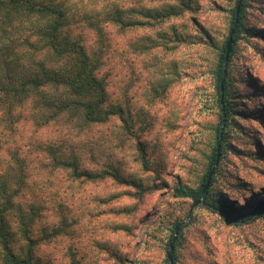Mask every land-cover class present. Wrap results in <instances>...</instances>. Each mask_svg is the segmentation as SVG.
I'll return each instance as SVG.
<instances>
[{"label": "rangeland", "instance_id": "rangeland-1", "mask_svg": "<svg viewBox=\"0 0 264 264\" xmlns=\"http://www.w3.org/2000/svg\"><path fill=\"white\" fill-rule=\"evenodd\" d=\"M237 2L83 0L101 31L82 16L69 28L89 53L101 50L105 106L116 113L39 123L26 102L0 121V175L12 166L15 189L22 170L16 204L35 208L37 236L58 232L37 245L40 264H173V236L174 264H264V211L249 214L264 206V0H244L233 66L222 65L232 111L230 125L220 121L226 153L213 187L229 214L175 196L199 186L215 143V70ZM54 155L74 160L79 175Z\"/></svg>", "mask_w": 264, "mask_h": 264}, {"label": "trees", "instance_id": "trees-1", "mask_svg": "<svg viewBox=\"0 0 264 264\" xmlns=\"http://www.w3.org/2000/svg\"><path fill=\"white\" fill-rule=\"evenodd\" d=\"M239 6V13L236 6L231 10L229 33L233 30L232 44L225 61V70L229 68V71L233 66L232 54L235 43L243 31L244 0ZM84 9L83 0L76 2H70V0H0L1 122L10 121L13 110L18 106H24L26 102L34 111L38 110L31 117L35 116L34 119L39 123L61 116L75 122L98 123L116 113L115 110L105 106L106 91L98 76L101 50L96 49L89 53L80 39L73 36L69 28L70 21H77L82 16L86 24L95 25V30L101 31L102 22L96 21V16ZM109 17V13H106L104 19L108 20ZM115 19L111 17L112 21ZM253 33L251 29H247V36H252ZM226 42L227 40L220 46L215 70L216 102L218 109L222 110L219 113L220 120L216 127L215 143L199 186L196 188L178 186L175 188V196L190 198L194 202H200L209 208H217L228 215L229 213L224 210L222 204L218 203L219 191L213 187L217 175V170H213L217 154L222 155L219 157L221 159L226 153L224 147L226 136L223 134L225 132L221 131L220 121L224 116L225 127L230 125L232 111L227 99L228 82L226 78H222ZM48 109L51 111L49 114L46 112ZM43 110L46 115L43 114ZM139 150L144 162L143 150L140 146ZM248 154L251 155L250 152ZM259 155L263 156L262 153L257 154ZM53 162L58 166L70 167L75 175H79L78 166L74 160L67 162L54 155ZM8 170L0 175V253L2 255L0 264H40L35 254L37 245L55 236L58 232L53 231L51 234L44 232L39 236L35 234V208L30 206L23 211L21 206L15 202L16 193L24 184L25 173L22 170L17 172L18 187L11 189L12 174ZM5 172H7V179L3 177ZM211 172L213 174L204 189ZM82 174L91 178L96 176L84 171L80 173ZM263 211L264 206H259L249 214ZM177 226L179 223L175 222L171 231ZM182 227L179 226L178 231ZM177 237L173 243L174 251L177 247ZM166 245L169 249V242ZM172 259L174 264L173 251Z\"/></svg>", "mask_w": 264, "mask_h": 264}, {"label": "water", "instance_id": "water-1", "mask_svg": "<svg viewBox=\"0 0 264 264\" xmlns=\"http://www.w3.org/2000/svg\"><path fill=\"white\" fill-rule=\"evenodd\" d=\"M239 4H240V0H238V4H237V6H236V7H237V10H238ZM232 33H233V30H231V32L229 33V35H228V39H227V42H226V49H225V50H226V55H225V60H224V62L226 61L227 56H228V54H229V52H230V48H231V44H232ZM218 150H219V144H218ZM218 159H219V154H217L215 164L218 162ZM213 168H214V167H213ZM213 170H214V169H213ZM212 173H213V172L210 173V175H209V177H208V179H207V182H206V184H205L204 189H206V187H207V185H208V183H209V179H210ZM177 228H178V226H177V227L175 228V230H174L175 233H176V231H177ZM174 237H175V236H173L172 239H171L170 242H169V249H168V252H167V258H168V260H169L170 263L172 262V250H173Z\"/></svg>", "mask_w": 264, "mask_h": 264}]
</instances>
